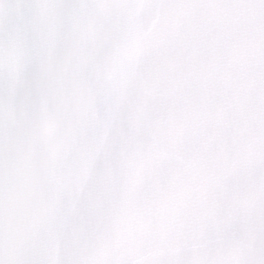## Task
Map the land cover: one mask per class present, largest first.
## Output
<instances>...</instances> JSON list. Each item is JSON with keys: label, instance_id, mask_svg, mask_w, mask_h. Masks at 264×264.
Here are the masks:
<instances>
[{"label": "snow or ice", "instance_id": "1", "mask_svg": "<svg viewBox=\"0 0 264 264\" xmlns=\"http://www.w3.org/2000/svg\"><path fill=\"white\" fill-rule=\"evenodd\" d=\"M0 264H264V0H0Z\"/></svg>", "mask_w": 264, "mask_h": 264}]
</instances>
